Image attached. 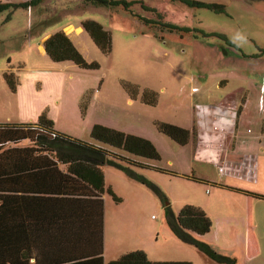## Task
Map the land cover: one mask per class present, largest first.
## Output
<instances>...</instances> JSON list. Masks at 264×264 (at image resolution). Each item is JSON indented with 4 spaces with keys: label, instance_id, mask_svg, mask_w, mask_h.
Masks as SVG:
<instances>
[{
    "label": "rangeland",
    "instance_id": "1",
    "mask_svg": "<svg viewBox=\"0 0 264 264\" xmlns=\"http://www.w3.org/2000/svg\"><path fill=\"white\" fill-rule=\"evenodd\" d=\"M24 1L29 0L13 2ZM125 1L130 3L128 10L90 0H40L28 7L11 5L0 10V123L36 122L44 113L54 128L67 135L151 166L133 169L158 186L161 195L124 171L103 166L105 185L118 197L116 201L109 193L104 195L108 249L143 250L152 261L223 264L172 231L169 213L192 204L211 220L210 230L196 238L235 264H264V111H255L258 99L264 106V1ZM193 1L223 4L225 11L215 12ZM85 19L97 21L110 32L108 54L80 26ZM163 23L190 30L170 32ZM70 24L80 26V32ZM61 29L87 61L99 64L97 68L49 58L42 42ZM8 77L14 78V89ZM223 78L233 89L252 87L250 96L241 95L239 101L249 102L248 113L253 105L252 116L260 115L253 180L221 175L207 163L202 164L201 174L191 145L175 142L156 126V121H163L191 127L197 111L194 103L205 102L208 90ZM197 80L205 85L191 92ZM124 81L138 86L136 97H130ZM145 88L158 93L155 105L141 100ZM94 124L149 139L159 158H142L96 141L90 135ZM192 165L198 174L191 171ZM190 175L203 176L194 180ZM249 185L263 196H253L250 204L240 191ZM250 227L257 245L248 243Z\"/></svg>",
    "mask_w": 264,
    "mask_h": 264
},
{
    "label": "trees",
    "instance_id": "2",
    "mask_svg": "<svg viewBox=\"0 0 264 264\" xmlns=\"http://www.w3.org/2000/svg\"><path fill=\"white\" fill-rule=\"evenodd\" d=\"M15 0H5L0 3V10L14 7H28L40 0H29L14 3ZM93 4L103 6H123L128 10L129 2L125 0H90ZM186 1V0H182ZM264 1V0H248ZM208 8L215 12H224L225 6L219 3H204L193 1L191 4ZM80 26L93 39L97 47L104 53L111 51V34L108 30L93 19H85ZM163 26L170 32L186 31L189 28H182L170 23H163ZM228 41V40H227ZM229 42V41H228ZM231 43V42H229ZM45 53L52 61H72L82 68H97L99 64L95 61H87L82 53L74 45L71 38L63 31H56L49 35L42 42ZM232 46L234 44L231 43ZM257 55H260L258 53ZM10 87L15 88L13 77H8ZM124 89L130 97H136L140 92L137 85L124 81ZM158 93L152 89L145 88L141 94V100L149 105L157 103ZM157 129L170 137L175 142L183 145L190 138V130L163 121H156ZM90 135L96 141L106 143L110 146L123 149L125 152L146 159H158L159 153L153 143L144 137L125 133L107 126L94 124ZM62 161L69 164V169L77 177L78 182L87 186L89 192L96 196L105 192L109 193L114 200L118 197L111 188L105 187L102 166L112 165L128 176L150 187L154 192L162 194L161 190L145 177L134 172L133 168L151 167L149 164L129 158L114 151H110L102 146L72 137L53 127V121L43 113L38 116L36 122L0 123V257L3 251L11 255L15 251V231L20 227L31 225L32 219L38 220V224L43 218H29L28 210L33 206H44L51 204V195H65L66 185L61 187H46L39 178L32 181L19 180L23 173L34 171L37 162H51L56 164ZM155 169L157 167H154ZM158 170H162L157 168ZM190 179L200 180L193 175L187 176ZM203 180V179H202ZM32 181V182H31ZM55 191V192H51ZM63 194H58L60 193ZM245 193H250L245 191ZM252 196L260 194L251 193ZM13 209V210H9ZM169 225L174 234L183 241L194 244L201 252L213 259L217 263L235 264L231 257L215 251L210 244L199 240L194 235H203L210 230L211 220L206 212L199 206L186 204L179 209L176 214L169 213ZM17 227V228H16ZM16 228V229H15ZM99 220L97 222V234H99ZM12 247V248H11ZM11 251V252H10ZM18 264H28L25 261H17ZM17 262L14 264H17ZM31 264H36L31 263ZM54 264H103L102 251L97 240L96 250L83 258H70ZM106 264H191L187 261H152L143 250H132L121 254L119 257L109 260Z\"/></svg>",
    "mask_w": 264,
    "mask_h": 264
},
{
    "label": "crops",
    "instance_id": "3",
    "mask_svg": "<svg viewBox=\"0 0 264 264\" xmlns=\"http://www.w3.org/2000/svg\"><path fill=\"white\" fill-rule=\"evenodd\" d=\"M68 26L74 28L72 24ZM74 30L80 32L81 27L77 26ZM201 81L193 82L191 92H197L204 87L205 84ZM197 84L199 88H193ZM217 84L216 88L208 90L205 102L194 103L197 111L193 113L191 127H187L190 130V138L187 143L191 145L193 160L198 162V169L201 174L202 164L207 163L215 167L213 164L214 160H223L225 157L240 159L245 151L252 148L257 152L260 145L259 141L258 144L251 145L249 138L240 140L235 138V133L241 125L240 119L242 115H240L239 110L231 108L225 102L229 93L248 96L252 88L250 87L251 84H247L246 87L233 89L229 87L228 79L225 80L224 78ZM262 85L264 86V82H262ZM255 86L254 88H258L259 93H261V87ZM128 101L130 102L131 99ZM261 101L262 99H258V104L255 106V111L257 112L264 111ZM251 108L249 113L247 112L246 117L251 122H260V115L256 112L257 115L252 116ZM58 129L60 132L61 130L63 131V129ZM34 167V171L23 173L18 179L23 181L32 179L34 181L39 178L46 187L54 188L66 185L67 191H62L65 192V195H51L53 196L51 204L47 205V207L35 205L28 210L27 215L29 218H43L40 219L42 223L38 224V220L32 219L35 222H32L31 225H22L23 229L20 226L14 233V253L7 255L6 251H3L0 257V264H14L17 261H25L26 258H28V264L34 262L36 264H54L65 259L83 258L87 254H91L93 250H96L98 239L102 251L103 264L131 250L114 247L108 249L106 247L104 195L107 192L99 196L89 192L87 186H83L81 182H78L79 179L77 177H74V179L71 177L75 176V174L68 170L69 164L65 162L57 161L56 164L37 162ZM194 167L192 165L191 171L194 174H198ZM101 170L103 172V166ZM201 176L203 175L198 177L201 178ZM105 187L107 186L105 185ZM244 187L247 189L240 191L245 194L250 204L253 197L251 193L260 194L259 190L252 185ZM245 191L250 193H245ZM59 192L58 194H63L61 191ZM98 220L99 234H97ZM247 230L248 243L253 241L257 245L253 228L250 227Z\"/></svg>",
    "mask_w": 264,
    "mask_h": 264
},
{
    "label": "built area",
    "instance_id": "4",
    "mask_svg": "<svg viewBox=\"0 0 264 264\" xmlns=\"http://www.w3.org/2000/svg\"><path fill=\"white\" fill-rule=\"evenodd\" d=\"M193 88H199V85L197 84ZM240 98H242L240 94L235 95V93H229L225 99V102H227L231 108L239 110L240 115H242L240 119L241 125L235 133V138L239 140L249 138L251 145H256L260 137L259 128L256 129V125L258 124L259 126V123L251 122L247 119L246 115L249 102L244 101L240 103ZM255 162L256 152L252 148L245 151L240 159L225 157L223 160H214L213 164L221 175H230L253 180L255 179L256 172Z\"/></svg>",
    "mask_w": 264,
    "mask_h": 264
}]
</instances>
